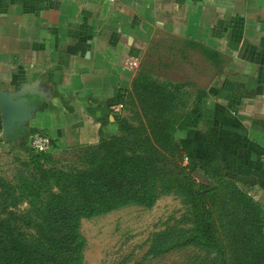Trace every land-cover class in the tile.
<instances>
[{"label": "crops", "instance_id": "crops-1", "mask_svg": "<svg viewBox=\"0 0 264 264\" xmlns=\"http://www.w3.org/2000/svg\"><path fill=\"white\" fill-rule=\"evenodd\" d=\"M179 42L203 92L188 158L264 201V0H0V89L34 104L15 135H2L0 113V151L31 152L32 129L50 150L114 132L110 107L135 73L126 61Z\"/></svg>", "mask_w": 264, "mask_h": 264}, {"label": "trees", "instance_id": "trees-1", "mask_svg": "<svg viewBox=\"0 0 264 264\" xmlns=\"http://www.w3.org/2000/svg\"><path fill=\"white\" fill-rule=\"evenodd\" d=\"M144 77L134 75L130 84L133 89L137 84L138 98L158 119L149 129L153 146L119 132L128 126L117 119V133L99 131L97 142L74 158L34 151L11 177L0 174V264H80V217L130 202L148 205L176 186L193 209L192 241L212 246L224 264H264V207L224 174L197 181L182 162L185 153L173 132L197 125L202 90L196 89L184 111L168 113L165 107L174 97L168 84ZM21 202L25 208L19 209ZM228 245L229 261L224 260Z\"/></svg>", "mask_w": 264, "mask_h": 264}, {"label": "rangeland", "instance_id": "rangeland-1", "mask_svg": "<svg viewBox=\"0 0 264 264\" xmlns=\"http://www.w3.org/2000/svg\"><path fill=\"white\" fill-rule=\"evenodd\" d=\"M168 45L157 44L154 49L145 50L141 54L139 64L134 68V75L137 78L138 74L145 76L144 78L156 84H168L166 90L168 89L174 97L170 107H165V111L181 113L194 100L199 72L193 71L195 68H184L180 65L182 57L177 49L182 46L180 42L174 44L175 49ZM187 56L191 63L197 60L196 52L187 51ZM184 78L194 79L197 83L190 81L191 83L176 86H171L173 83H164L183 82ZM135 88L129 85L122 97L121 107L114 114L116 125L117 119H121L125 126H128L127 129L119 131L116 126L114 132L103 133L113 134L119 131L131 138L138 135L144 142L153 146L155 141L150 136L149 129L152 122L158 119L153 116V108L148 107L149 103L138 98L137 84ZM185 130H174L173 136L185 153L182 162L187 165L190 175L197 181L220 176L221 173L211 170L209 174L199 162L188 158V153L181 144ZM96 142L97 140L56 150L49 149L47 152L58 159L69 156L74 158L85 145ZM33 153L31 150L22 155L6 147L0 151V174L6 178L11 177L16 169H22L23 163ZM196 168L200 169L202 175L196 174ZM222 174L235 182L226 172ZM235 184L249 193L245 185H238L236 182ZM257 201L264 207V201ZM18 208H25V203L21 202ZM194 221L193 209L179 186L159 194L148 205L130 202L89 217H80L77 223V231L83 239L80 264H224L212 246L200 245L190 239L195 228ZM224 255V260L233 258L229 245Z\"/></svg>", "mask_w": 264, "mask_h": 264}, {"label": "water", "instance_id": "water-1", "mask_svg": "<svg viewBox=\"0 0 264 264\" xmlns=\"http://www.w3.org/2000/svg\"><path fill=\"white\" fill-rule=\"evenodd\" d=\"M33 100L24 95H12L0 89V113L2 120V135H15L20 128L21 121L26 118L33 108ZM202 175L200 169L195 170Z\"/></svg>", "mask_w": 264, "mask_h": 264}, {"label": "built area", "instance_id": "built-area-1", "mask_svg": "<svg viewBox=\"0 0 264 264\" xmlns=\"http://www.w3.org/2000/svg\"><path fill=\"white\" fill-rule=\"evenodd\" d=\"M137 56H132L126 61V67L134 69L138 65ZM121 103L112 105L110 108L113 112H116L120 107ZM27 142L29 148L33 151H46L50 149V137L45 132L37 129H32L27 132ZM259 159L264 165V150L259 153Z\"/></svg>", "mask_w": 264, "mask_h": 264}]
</instances>
